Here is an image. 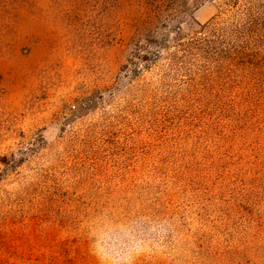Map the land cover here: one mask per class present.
<instances>
[{"label":"rangeland","instance_id":"rangeland-1","mask_svg":"<svg viewBox=\"0 0 264 264\" xmlns=\"http://www.w3.org/2000/svg\"><path fill=\"white\" fill-rule=\"evenodd\" d=\"M168 3L0 0V264H264V46L134 57L228 13Z\"/></svg>","mask_w":264,"mask_h":264},{"label":"trees","instance_id":"trees-1","mask_svg":"<svg viewBox=\"0 0 264 264\" xmlns=\"http://www.w3.org/2000/svg\"><path fill=\"white\" fill-rule=\"evenodd\" d=\"M167 1L172 6L168 17L178 22L183 20L178 3ZM224 4L229 13H225L226 18L220 16L224 12L219 10L220 14L211 21L205 24L196 22L200 30L190 38L185 37L181 23L175 26L162 24L163 28L170 29L166 32L150 31L144 41H136L133 56L149 62L165 58L163 51H166V59L172 64L185 67L191 63L196 68L197 63L192 62L201 61L205 69L214 67L217 70L257 58L264 46V0H224Z\"/></svg>","mask_w":264,"mask_h":264}]
</instances>
